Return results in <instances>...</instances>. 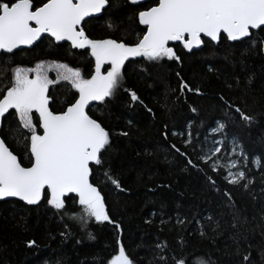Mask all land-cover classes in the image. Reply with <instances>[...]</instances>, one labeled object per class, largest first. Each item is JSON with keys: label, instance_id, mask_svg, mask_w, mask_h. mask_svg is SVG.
Segmentation results:
<instances>
[{"label": "trees", "instance_id": "trees-1", "mask_svg": "<svg viewBox=\"0 0 264 264\" xmlns=\"http://www.w3.org/2000/svg\"><path fill=\"white\" fill-rule=\"evenodd\" d=\"M134 11L127 0H110L107 11L87 21L85 30L94 39L111 37L134 43L143 30ZM108 20L116 26L114 29L107 27ZM176 50L182 60L179 65L168 60L156 65L142 59L128 62L124 67L123 87L134 90L143 105L133 103L129 107L128 94L121 89L111 101L96 103L89 109V115L113 133L107 165L127 191L115 190L105 183L102 172L94 174V183L102 191L110 216L120 223L121 242L135 264H160L161 254L166 256L167 264H172L171 257L180 254L182 247L210 258L213 264H242V255L246 253H250L247 264H264L261 255L264 252V54L258 48L230 47L229 42L215 46L206 43L191 54ZM16 53L9 68L31 67L44 59L79 67L85 77L94 69L93 60L86 59L84 53L67 45H55L49 38ZM209 65L213 71H209ZM177 72L191 87H199L201 94L185 91L180 95ZM50 76L55 78L54 73ZM9 77L10 72L0 77V86ZM50 94L54 109L60 110L72 101L74 90L60 82L50 86ZM221 96L254 116L255 122L246 127L235 112L232 113L235 119H230ZM144 105L152 111H146ZM216 121L227 124L228 141L222 154L230 147L233 136L242 141L249 154L247 167L253 183L247 190L226 183L221 174L197 159L200 151L197 142L206 135L211 140L207 130ZM13 126L9 117L0 135L10 150L23 156V145L12 135ZM121 131L129 135H119ZM164 132L167 138L162 135ZM188 133L192 142L186 144ZM215 138L222 139L218 134ZM171 145L187 153L203 171L187 165L185 157ZM256 157L260 158L259 167L252 163ZM206 175L213 177L215 187L209 184ZM225 190L231 193L235 211L239 212L236 227L232 226L235 212L227 207ZM78 210L72 199L66 201L65 211ZM208 216L219 221V228L206 219ZM201 225L206 236L200 235ZM89 232L94 239L89 238ZM238 232L241 234L239 255L233 239ZM28 240H35L36 244L29 247ZM161 242L167 244L165 253L156 248ZM117 249L114 225L107 222H89L82 229L76 221L63 212L57 213L43 201L37 206L16 200L0 202V264H43L44 260L49 264L57 261L107 264Z\"/></svg>", "mask_w": 264, "mask_h": 264}, {"label": "snow or ice", "instance_id": "snow-or-ice-1", "mask_svg": "<svg viewBox=\"0 0 264 264\" xmlns=\"http://www.w3.org/2000/svg\"><path fill=\"white\" fill-rule=\"evenodd\" d=\"M127 3L134 6L135 19L144 26L134 43L111 37L94 39L87 34L83 26L87 23L86 18L106 12L110 0H38L36 3L34 0H0V77L10 72V77L0 86V129L6 127L11 117L14 122L12 135L24 148L23 156L14 153L0 135V200L16 198L27 205H39L43 201L57 213L63 212L76 221L82 229H86L89 222L114 225L118 249L107 264H135V261L121 242V225L110 216L102 191L94 183V174L102 172L104 182L114 186L115 190L124 192L127 189L107 165L113 133L89 115V105L109 102L121 89L128 94L129 107L133 103L143 105L134 90L123 87L125 62L141 57L151 63L168 60L179 65L181 56L173 45H179L191 54L206 43L215 46L229 42L230 47L258 48L259 53L264 54V35H261L264 34V0H127ZM107 27L114 29L116 26L108 20ZM43 36L51 38L52 43L67 41L72 48L88 49L94 60V70L85 77L79 67L44 59L31 67H8L16 50L32 47ZM105 64L109 67L103 69ZM209 71H213L211 65ZM50 73H54L55 78ZM176 76L180 95L185 91L201 94L200 88L191 87L179 72ZM60 82L69 85L74 95L71 102L55 110L50 86ZM220 100L230 119H235L232 116L235 112L244 126L255 122V117L239 106L223 96ZM144 107L146 111H152L147 105ZM191 111L196 112V109L191 108ZM128 123L131 125L132 121ZM216 125L210 141L207 135L198 140L197 159L207 164L211 171L221 174L226 183L247 190L253 183L247 167L249 154L235 136L222 154L228 141L227 124L216 121ZM217 134L222 139H216ZM119 135L128 136L129 133L121 131ZM162 135L167 138L166 132ZM191 142V133H188L185 143ZM171 147L185 157L187 165L203 171L187 153L175 145ZM252 163L259 167L260 158L256 157ZM206 179L215 187L212 176L206 175ZM223 194L227 198V207L235 212L232 226L236 227L239 212L235 211L231 193L225 190ZM68 199L78 204V212L65 211ZM206 219L219 228V221H213L211 216ZM178 222L184 223L183 220ZM200 235H207L203 225ZM88 236L94 239L90 232ZM233 239L237 242L239 255L241 234L238 232ZM26 243L32 247L36 241ZM156 248L165 253L167 244L158 243ZM261 255L264 257V252ZM249 257L250 253L243 254L242 264H247ZM171 260L172 264H213L210 258L183 247ZM159 261L167 264L166 256L159 255ZM43 264H49V261L44 260Z\"/></svg>", "mask_w": 264, "mask_h": 264}, {"label": "flooded vegetation", "instance_id": "flooded-vegetation-1", "mask_svg": "<svg viewBox=\"0 0 264 264\" xmlns=\"http://www.w3.org/2000/svg\"><path fill=\"white\" fill-rule=\"evenodd\" d=\"M100 17V16H99ZM99 17H96V18H90V19H88L87 21H89V20H91V19H97V18H99ZM83 26H85V24L83 25ZM141 26V25H140ZM141 28L143 29V27L141 26ZM44 38H49V37H44ZM44 38H42V39H44ZM41 39V40H42ZM50 40H51V38H49ZM40 40V41H41ZM39 41V42H40ZM38 42V43H39ZM37 43V44H38ZM55 45H67L71 50H73V51H76V52H78V53H84L85 55H86V59H89V58H91L92 60H93V58L89 55V50L88 49H75V48H72L71 46H70V43H68V42H63V43H54ZM174 46V48H175V50L176 49H182V47L181 46H179V45H173ZM177 51V50H176ZM194 51H196V50H193V52ZM143 58H141V57H136V58H130L128 61H126L125 62V65H124V67L126 66V64L128 63V62H132V61H136V60H142ZM144 60V59H143ZM146 61V60H145ZM93 62H94V60H93ZM162 62H164V61H162ZM161 62V63H162ZM149 63H151V62H149ZM152 64H156V63H152ZM160 64V63H159ZM159 64H156V65H159ZM93 67H94V64H93ZM107 67H109V65H107V64H105L104 66H103V69H106ZM102 69V70H103ZM124 69V68H123ZM94 70V69H93ZM96 105V103L94 102L93 103V105L91 106V107H93V106H95ZM90 107V108H91ZM89 108V109H90ZM89 111V110H88ZM216 126L217 125H213V126H210L209 128H208V130H207V133L209 134V135H211V136H213V133H214V129L216 128Z\"/></svg>", "mask_w": 264, "mask_h": 264}, {"label": "water", "instance_id": "water-1", "mask_svg": "<svg viewBox=\"0 0 264 264\" xmlns=\"http://www.w3.org/2000/svg\"><path fill=\"white\" fill-rule=\"evenodd\" d=\"M103 13V12H102ZM102 13L101 14H97L95 17H92V18H96V17H99V16H101L102 15ZM88 19H90V18H86V20H88ZM142 26V25H141ZM142 27H144V26H142ZM44 37H46V36H43L42 38H44ZM41 38V39H42ZM39 41H37L36 42V44L38 43ZM63 42H67V41H62V42H59V43H63ZM69 43V42H68ZM35 44V45H36ZM35 45H33V46H35ZM32 46V47H33ZM32 47H30V48H32ZM29 47H22L21 49H18V50H16V52H18V51H21V50H24V49H30ZM200 49V48H199ZM199 49H194V50H199ZM93 104H91V105H89V108L92 106ZM89 108H88V110H89ZM0 132H1V129H0ZM13 200H16V201H19L18 199H16V198H7V199H5V200H0V202H2V201H13ZM20 202H22V203H24L23 201H20ZM25 204V203H24ZM25 205H27V204H25ZM28 206H37V205H28Z\"/></svg>", "mask_w": 264, "mask_h": 264}]
</instances>
